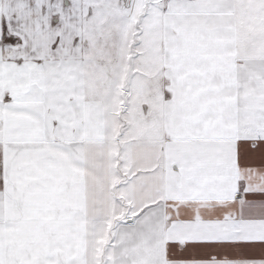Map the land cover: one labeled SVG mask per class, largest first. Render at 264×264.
Listing matches in <instances>:
<instances>
[{
	"label": "snow or ice",
	"instance_id": "obj_1",
	"mask_svg": "<svg viewBox=\"0 0 264 264\" xmlns=\"http://www.w3.org/2000/svg\"><path fill=\"white\" fill-rule=\"evenodd\" d=\"M0 264H264V0H0Z\"/></svg>",
	"mask_w": 264,
	"mask_h": 264
}]
</instances>
